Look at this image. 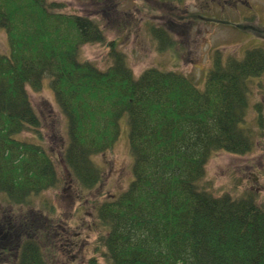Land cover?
<instances>
[{
    "label": "trees",
    "instance_id": "1",
    "mask_svg": "<svg viewBox=\"0 0 264 264\" xmlns=\"http://www.w3.org/2000/svg\"><path fill=\"white\" fill-rule=\"evenodd\" d=\"M58 7L0 0L8 40L7 52L0 50V191L7 202L29 206L60 180L50 149L17 137L41 126L30 90L49 80L68 119L63 159L83 190L102 180L95 157L118 143L128 119L134 177L96 205L105 262L92 257L87 264H264V202L252 189L216 195L205 179L213 153L251 152L264 129L262 104L250 103L252 80L264 77V49L249 48L243 58L217 51L203 86L160 67L137 76L114 42L113 63L102 70L81 51L105 41L104 28ZM153 30L172 43L165 28ZM248 108L258 129L247 121ZM23 240L16 264H47L39 239Z\"/></svg>",
    "mask_w": 264,
    "mask_h": 264
},
{
    "label": "rangeland",
    "instance_id": "2",
    "mask_svg": "<svg viewBox=\"0 0 264 264\" xmlns=\"http://www.w3.org/2000/svg\"><path fill=\"white\" fill-rule=\"evenodd\" d=\"M50 1L59 6L60 12L87 15L99 21L106 39L84 45L81 58L92 61L102 70L113 63L110 44L114 42L117 49L125 52L137 76L149 67H160L186 73L203 86L217 51L224 52L223 56L232 53L243 58L249 48L264 49V0ZM249 25L262 31L252 30ZM153 27L165 28L172 43L160 41ZM0 50L3 53L8 50L3 30H0ZM251 87L250 103L253 106L261 103L264 113V77L254 78ZM30 95L41 117V126L38 130H25L17 137L50 149L60 180L56 187L34 197L29 206H13L11 210L7 209L11 205L1 191L0 213L8 210L7 218L12 216L13 223L27 216L29 224L34 223L33 232L52 226L51 236L47 234L50 238L38 233L47 264H87L92 257L105 262L104 247L98 245L105 230L98 222L96 205L127 189L134 177L128 119L124 117L121 121L118 143L95 157L103 170L102 180L95 188L83 190L63 159L68 120L61 112L49 80L44 81L42 90L31 89ZM255 111L254 108L247 111V121L253 127L259 125ZM259 133L251 152L239 155L220 150L212 154L205 179L216 195L237 197L252 189L264 202V129ZM24 231L31 232L28 226L22 225L21 232Z\"/></svg>",
    "mask_w": 264,
    "mask_h": 264
},
{
    "label": "flooded vegetation",
    "instance_id": "3",
    "mask_svg": "<svg viewBox=\"0 0 264 264\" xmlns=\"http://www.w3.org/2000/svg\"><path fill=\"white\" fill-rule=\"evenodd\" d=\"M8 210L12 209V206L7 208ZM8 210H4L0 213V264H14L12 263L13 256L17 259V251H14L17 241H19L21 235L24 232H21V227L23 225L27 226L28 222L24 221L23 223H13L12 216L7 218L9 214Z\"/></svg>",
    "mask_w": 264,
    "mask_h": 264
}]
</instances>
